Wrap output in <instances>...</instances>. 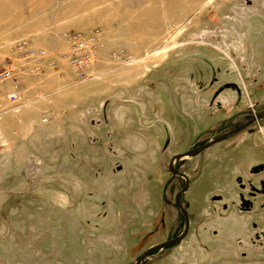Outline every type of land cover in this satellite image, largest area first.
<instances>
[{"label":"rangeland","instance_id":"obj_1","mask_svg":"<svg viewBox=\"0 0 264 264\" xmlns=\"http://www.w3.org/2000/svg\"><path fill=\"white\" fill-rule=\"evenodd\" d=\"M0 20V63L14 69L0 82V264H134L175 233L156 121L188 95L175 71L223 57L264 105V0H0ZM75 34L91 40L81 68ZM230 162L205 179L188 236L144 264H264L263 221L212 211L213 194L236 200L247 163Z\"/></svg>","mask_w":264,"mask_h":264},{"label":"flooded vegetation","instance_id":"obj_2","mask_svg":"<svg viewBox=\"0 0 264 264\" xmlns=\"http://www.w3.org/2000/svg\"><path fill=\"white\" fill-rule=\"evenodd\" d=\"M231 52L235 54L234 51ZM203 58L205 59L199 58L201 60L199 62L184 64L180 71L177 68L175 72L176 74L180 72L181 77H178L179 73L175 81L179 83L180 78V83L186 87L188 95L176 96V100L175 96H171L169 102H166L170 103L172 109L171 111L168 108L170 121L163 115L156 120L167 140L159 155L160 173L169 174L162 194L163 211H166V205L172 206L173 209L169 211H177L175 233L166 241L183 235L185 231L181 241L188 236L196 220L190 211L203 209L205 211L203 200H199L204 193L202 191L205 188V179L213 181L211 174L215 172L221 174L220 167L231 163L230 161H233L230 167H234L233 164L247 163L246 167L240 169L233 177L236 184L233 194L236 195V200L227 202L223 194H213L212 201L219 205H214L212 211H238L240 215L250 214L254 217L251 221L254 229L259 227L260 221L264 224V176L261 175L264 174V161L251 162L258 158L259 152L261 155L263 153L262 150L253 149L258 147L254 137L259 131L257 124L260 121L264 122V105L255 97L248 96L245 81L244 84L240 83L237 76L227 78L232 74V68L223 57L215 60ZM158 90L160 96L166 93L163 88ZM165 96L162 95L160 98ZM155 103L159 104L160 101ZM141 111L144 112L145 107H141ZM176 136H181L178 141ZM179 147H184V150H176L171 156H166L170 149ZM233 151L235 152L233 155H227ZM227 156L230 160L226 159L228 161H225L226 163L219 159ZM197 181L198 185L191 191L193 183ZM190 192L188 197L187 194ZM169 193L170 199L166 197ZM255 236L261 237L257 231ZM181 241L155 250L142 264L155 252L173 249Z\"/></svg>","mask_w":264,"mask_h":264},{"label":"built area","instance_id":"obj_3","mask_svg":"<svg viewBox=\"0 0 264 264\" xmlns=\"http://www.w3.org/2000/svg\"><path fill=\"white\" fill-rule=\"evenodd\" d=\"M73 40V61L75 65L81 68L84 63H89L91 61L90 55V39L86 38L82 34H75L72 36ZM41 55L44 56L45 51H41L39 53H32V55ZM14 76V69L9 63H0V82H3L7 79H10ZM10 99L12 101L17 102L19 97L18 93H11Z\"/></svg>","mask_w":264,"mask_h":264},{"label":"water","instance_id":"obj_4","mask_svg":"<svg viewBox=\"0 0 264 264\" xmlns=\"http://www.w3.org/2000/svg\"><path fill=\"white\" fill-rule=\"evenodd\" d=\"M184 214L186 215V212L184 211ZM186 233V231L183 233V235L179 236V237H176L172 240H168V241H165L163 243H160V244H157V245H154V246H151L150 248H148L143 254L142 256L137 260L135 261L134 264H142L144 262V260L146 259L147 256H149L152 252H154L155 250L159 249V248H163L165 246H168V245H172V244H175L179 241L182 240V238L185 236L184 234Z\"/></svg>","mask_w":264,"mask_h":264},{"label":"crops","instance_id":"obj_5","mask_svg":"<svg viewBox=\"0 0 264 264\" xmlns=\"http://www.w3.org/2000/svg\"><path fill=\"white\" fill-rule=\"evenodd\" d=\"M18 1V0H17ZM1 14L3 15V13L1 12ZM0 23H2V21L0 20ZM1 32V31H0Z\"/></svg>","mask_w":264,"mask_h":264}]
</instances>
